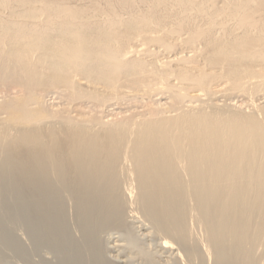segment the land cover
I'll return each mask as SVG.
<instances>
[{
    "label": "bare ground",
    "instance_id": "1",
    "mask_svg": "<svg viewBox=\"0 0 264 264\" xmlns=\"http://www.w3.org/2000/svg\"><path fill=\"white\" fill-rule=\"evenodd\" d=\"M131 219L264 264V0H0V264H119Z\"/></svg>",
    "mask_w": 264,
    "mask_h": 264
},
{
    "label": "rangeland",
    "instance_id": "2",
    "mask_svg": "<svg viewBox=\"0 0 264 264\" xmlns=\"http://www.w3.org/2000/svg\"><path fill=\"white\" fill-rule=\"evenodd\" d=\"M140 223L141 222H139L138 219L137 220L136 219H131V224L129 226V229L126 230V232H128L130 229H132L134 231L132 232V230H130L131 232L129 231L128 234H127V236H126V234H124L125 237L123 236V233H126V232H122V231H120L121 234H122V236H121V234H120L119 231H112L110 233H112L113 235L110 234V233L107 235V236H109V237H107V238H109V243H108L109 244V247L113 250V251L111 250V252H110L111 257L114 260H116L118 258L117 261L119 260L118 261L119 264H173V263H175L174 257L170 254V252H167L164 249H160L161 248V246H160V243H161L160 239H158L153 233H150L149 230L147 231L146 230L147 226H143ZM140 230H142V231L140 232ZM118 232H119V234H118ZM142 233L143 234L145 233L146 234V237H145V234L143 235ZM140 236H142V237H140ZM126 237L127 238L129 237V238L127 239ZM132 238H133L134 241L132 240ZM155 238H157V239H155ZM116 239L120 241V242L118 241L119 246H117V247H116V245H118V243H114L116 241ZM124 239L129 240V241H126L127 243L126 242H123V241H125ZM142 240L144 242H142ZM130 241H132V242L129 243ZM138 243H139V246H137ZM121 244H125V245H121ZM145 245H146V247H145ZM130 246H132L133 248L130 247ZM140 247H141V249H140ZM121 249H123V250H121ZM161 250H162V252H161ZM130 251H132V252H130ZM145 251H146V253H145ZM147 254H148V256H147ZM118 256H120V257H118ZM13 258L14 257H7L5 259V261H4V264H22V263L23 264H28V263H25V262H22V261L21 262L20 261H17V258L16 257H15V259H13ZM171 258H173V259H171Z\"/></svg>",
    "mask_w": 264,
    "mask_h": 264
}]
</instances>
